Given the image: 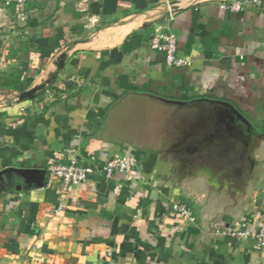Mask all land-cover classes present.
<instances>
[{"label": "crops", "instance_id": "crops-1", "mask_svg": "<svg viewBox=\"0 0 264 264\" xmlns=\"http://www.w3.org/2000/svg\"><path fill=\"white\" fill-rule=\"evenodd\" d=\"M262 1L81 0L20 40L0 0V264H264L231 234L264 220ZM155 30L187 66L149 50ZM70 157L137 169L46 187Z\"/></svg>", "mask_w": 264, "mask_h": 264}, {"label": "built area", "instance_id": "built-area-1", "mask_svg": "<svg viewBox=\"0 0 264 264\" xmlns=\"http://www.w3.org/2000/svg\"><path fill=\"white\" fill-rule=\"evenodd\" d=\"M13 2H21V0H5L6 5ZM255 6H261L262 0H250ZM231 11L241 10L240 2H231L225 6ZM150 51L163 55L165 64L171 68H181L188 65V61L179 56L177 38L171 32L155 30L148 43ZM68 162H55L49 166L47 170L46 187L51 186L54 182H58L61 186V193L65 194L73 186L81 185L89 181L93 176H100L106 180L114 177H130L137 169L135 160L128 157H114L108 162L101 165H84L75 158H68ZM172 210L178 215L191 219V213L188 209L181 205H173ZM233 236L246 239L252 237L255 247L258 251L264 249V220H260L257 230L252 236H248L247 232L232 231Z\"/></svg>", "mask_w": 264, "mask_h": 264}, {"label": "rangeland", "instance_id": "rangeland-1", "mask_svg": "<svg viewBox=\"0 0 264 264\" xmlns=\"http://www.w3.org/2000/svg\"><path fill=\"white\" fill-rule=\"evenodd\" d=\"M79 2H81V0H61V2L60 0H21L19 3L13 2L12 4L16 5V8L18 9V12L16 13L19 15H13L15 16V22H13L14 26L4 34L5 36L20 40L31 38L33 35L38 36L34 31L28 30V28L32 29L33 24L38 28L41 27V24L44 22L52 20L51 18L49 19L50 15H41V12L45 8L49 6H63L64 8L71 6L75 9V5ZM60 3L62 5H60ZM9 8L12 10L15 6L10 4ZM18 25L19 27H17ZM37 31L38 29L36 30V33Z\"/></svg>", "mask_w": 264, "mask_h": 264}, {"label": "trees", "instance_id": "trees-1", "mask_svg": "<svg viewBox=\"0 0 264 264\" xmlns=\"http://www.w3.org/2000/svg\"><path fill=\"white\" fill-rule=\"evenodd\" d=\"M147 6L146 5H144L141 9H145Z\"/></svg>", "mask_w": 264, "mask_h": 264}]
</instances>
